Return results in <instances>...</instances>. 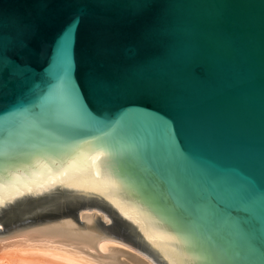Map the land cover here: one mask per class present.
<instances>
[{"label": "water", "instance_id": "95a60500", "mask_svg": "<svg viewBox=\"0 0 264 264\" xmlns=\"http://www.w3.org/2000/svg\"><path fill=\"white\" fill-rule=\"evenodd\" d=\"M264 264V0H0V240Z\"/></svg>", "mask_w": 264, "mask_h": 264}, {"label": "bare ground", "instance_id": "6f19581e", "mask_svg": "<svg viewBox=\"0 0 264 264\" xmlns=\"http://www.w3.org/2000/svg\"><path fill=\"white\" fill-rule=\"evenodd\" d=\"M13 244H17L18 247H20L19 244L23 245V249H20L21 253L18 252L19 256L16 257L17 260L12 258L16 260V263L10 257H7L11 256L12 252L14 253V249L10 255L7 254L5 256L6 254H4V256H0V264H132L131 260L136 264H139V262L141 264H153L132 248L108 239L98 241L97 248L101 253H112L113 258L110 259L93 255L82 248L51 239L10 237L1 239L0 246L5 248L11 247ZM4 248L3 250H5ZM6 250L10 251L12 248ZM16 250H19V248ZM15 256L14 254L12 255V257ZM123 256L125 259L127 257V259L131 260L125 261L121 259L124 258Z\"/></svg>", "mask_w": 264, "mask_h": 264}, {"label": "rangeland", "instance_id": "374dc122", "mask_svg": "<svg viewBox=\"0 0 264 264\" xmlns=\"http://www.w3.org/2000/svg\"><path fill=\"white\" fill-rule=\"evenodd\" d=\"M0 243H1V240H0ZM16 245H17V244H15V245L13 244V245H11V247L9 246V247H5V248L2 247V246H0V256L2 257V256H4V254H6L5 256H7V254L10 255L11 252L15 249L14 253L12 252V255L14 254V256H15V255H16V256H15V257H12V255H11V256H7V257H10L11 259H12V258H15V259H16V257L19 256V253H18V252L21 253L20 249H21V248L23 249V245H22V244H19L20 247H18V245H17V246H16ZM1 248H2V249H1ZM3 248H4L5 250H3ZM9 248H12V250L7 251L6 249H9ZM18 248H19V250H16V249H18ZM22 249H21V250H22ZM4 252H5V253H4ZM6 252H7V253H6ZM9 252H10V253H9ZM16 252H17L18 254H17ZM1 253H3V254H1ZM123 257H124V256H123ZM15 259H14V260L12 259V261H13L14 263H16L15 261L17 260V259L15 260ZM121 259H123V260H125V261L131 260V259H127V257H126V259H125V257H124V258H121ZM130 262H132V264H136V263L133 262L132 260H131ZM137 264H138V263H137ZM139 264H141V263L139 262Z\"/></svg>", "mask_w": 264, "mask_h": 264}]
</instances>
